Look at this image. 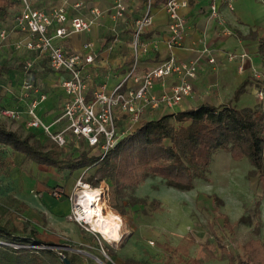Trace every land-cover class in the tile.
I'll use <instances>...</instances> for the list:
<instances>
[{"label":"crops","instance_id":"crops-1","mask_svg":"<svg viewBox=\"0 0 264 264\" xmlns=\"http://www.w3.org/2000/svg\"><path fill=\"white\" fill-rule=\"evenodd\" d=\"M160 1H156L153 11V28L144 34V40L150 44L151 50L141 64L140 75L164 62L169 55L165 44L169 20L163 3ZM188 1V6L181 10V14L187 20L188 31L183 45L175 53L181 61L198 64L199 72L194 80V91L191 96L184 98L174 108L162 106L158 110L145 109L144 120L157 119L163 115L189 110L205 103L215 106L232 105L238 108H252L251 105L244 103L245 96L241 95L236 99L237 90L245 82H248V85L244 94L252 97L255 102L253 108L260 109L264 114V100L261 101L258 98L264 87V53H259L260 39L264 38V1L237 0L234 12L226 7L224 0ZM78 2H83L84 8L74 9V5ZM123 2L127 10L122 18H115L116 11L113 9L112 0H38L32 3L33 8L47 13L65 6L70 18H90L89 11L91 9L102 10L103 16L90 32L77 33L63 40H55L68 55L86 53L88 52L86 45L89 43L94 45L95 62L88 65L85 70L86 75L89 76L86 93L89 101L92 100L94 91L104 83H107L109 90L113 89L124 79L131 65L134 26L136 20L143 15L145 6L142 0H123ZM213 3L217 5L219 18L215 20L210 9ZM22 10L21 3L11 9L3 28L0 29V31L7 30L8 32L6 40L0 39V108L25 112L27 105L20 99V93L23 81L26 78H31L40 92L46 95V100L40 104L38 113L44 122L52 125V130L57 132L65 126L63 121L59 123L57 121L61 118L64 106L68 101V96L62 88V82L68 75L51 70L46 57H38L37 54L25 48H16L19 42L25 43L29 40L27 34L13 30L14 19ZM226 31H229V34ZM205 49L208 50L207 53H204ZM229 54H237L239 57L234 61H229ZM242 55L246 57L241 59ZM211 57L216 60L213 65L208 63ZM29 61L35 62L34 69L25 71L23 66ZM179 83V78L172 76L164 82H158L154 92L157 95L169 92ZM129 85L133 86V83L131 82ZM117 119L121 131H128V129L132 131L137 127H129L128 120L121 114H118ZM8 121L11 122V128L7 127ZM0 123L5 124L4 126L9 130L24 131L27 135L36 134L42 141H49L41 130H32L27 126V116H23L19 121L0 119ZM0 148H4V146L0 145ZM14 157L20 161V164H25L22 166L26 172L33 171V175L37 178L33 184L36 189H31L33 196L29 200L36 206L39 205L41 209L42 207L46 208L47 204L37 203L38 198L35 192L37 189L45 191L54 199L52 192L47 191L45 184L51 181L52 185H58L53 182L58 179L54 176L49 179L46 170L45 172L40 171L37 164L26 160L23 156L15 153ZM79 172H75L72 177ZM65 201L70 208L69 201ZM52 211L60 215L59 218L64 217V220L69 214L61 213L57 207ZM56 220L62 221L58 218ZM72 227L70 232L74 235L72 239L76 245L72 247L71 252L68 251L75 264H107L106 260L98 254L100 250L98 245L94 244V238L89 233L79 231L76 225L73 224ZM84 247L90 248L93 253H88ZM83 254L89 256L88 260L83 259ZM109 257L116 258L113 254L112 257Z\"/></svg>","mask_w":264,"mask_h":264},{"label":"rangeland","instance_id":"rangeland-1","mask_svg":"<svg viewBox=\"0 0 264 264\" xmlns=\"http://www.w3.org/2000/svg\"><path fill=\"white\" fill-rule=\"evenodd\" d=\"M242 95L245 96L244 103L253 108L255 102L252 97L244 93ZM7 123V127L11 128V122ZM17 133L22 137L27 136L24 131ZM89 150L87 144L81 142L69 147L67 153L79 156ZM96 154L98 155L97 152H91V155ZM14 156L15 153L7 147L0 148V222L20 231L26 229L30 232L36 229L38 233L35 239L46 244V246H35L37 249L58 253L68 250L71 252L72 247L76 245L72 239L74 235L70 232L74 224L79 231L89 233L94 238V244H97L100 250L98 254L107 264H123L131 259L142 264H177L176 261H168L160 245L167 243L177 246L185 237H192L195 240L190 249L192 258L202 260L204 264H230L228 258L217 248V239L211 232V226L217 238L222 240L230 252L241 254L239 245L257 238L253 233L254 228L239 225L229 231L224 228V216L235 224L243 215H254L253 209L257 201L261 202L260 211L263 221L259 239L264 241V182L253 174L254 167L247 158L236 159L228 153H218L212 160L208 181L197 180L195 188L191 191L183 192L169 188L161 179L151 178L137 189H127L123 195L117 194L114 185L110 182L104 181L97 188L86 184L83 177L91 175L93 170L88 175L82 170L66 181L65 172L36 165L40 171L48 172L49 179H52L51 176L58 179L53 181L58 185H52L51 181L44 183L47 191L52 192L57 189L64 193L63 198L53 199L45 191L37 189L35 192L37 203L48 205L41 209L39 205L36 206L29 200L33 196L31 189H36L33 184L37 178L33 175V171L26 172L22 166L25 164H20ZM62 181L66 182L59 183ZM86 188L101 193L105 214L122 219V230L118 232L119 244L113 246L107 243L87 224H79L74 219H70L73 217L75 197ZM215 197L224 202L220 211L216 210ZM65 200L69 201L70 208ZM140 201L145 203H137ZM153 201L160 202L162 210L155 211L150 204ZM56 207L61 213H69L67 217L65 216V220L63 216L59 218L60 215L52 211L53 208L56 210ZM57 218L62 221H57ZM84 248L88 253H93L90 248ZM108 250L116 258L111 259ZM72 253L76 254L74 251ZM210 253L214 256L212 257ZM59 254L64 260L65 257ZM88 257L87 254H83V259Z\"/></svg>","mask_w":264,"mask_h":264},{"label":"trees","instance_id":"trees-1","mask_svg":"<svg viewBox=\"0 0 264 264\" xmlns=\"http://www.w3.org/2000/svg\"><path fill=\"white\" fill-rule=\"evenodd\" d=\"M19 3L21 0H0V29L10 10ZM259 53H264V38L260 39ZM247 85L248 82H245L239 87L236 99L245 92ZM0 145L9 147L14 153L25 156L39 166L67 173L65 179L71 178L77 171L84 170L88 175L93 170L91 175L83 177L86 184L97 188L104 181L110 182L120 195L127 189L139 188L151 178L161 179L169 188L191 191L197 180L208 181L212 160L220 152L236 159L247 158L254 167L253 174L264 182V114L260 109L250 107L205 103L157 119L143 120L105 158L91 155V152L95 153L92 149L73 156L67 153V148L50 141L44 142L32 133L22 137L1 123ZM214 201L216 210L220 211L224 202L217 197ZM150 204L155 211L162 210L160 202ZM260 206L261 202L257 201L254 215H243L235 224L224 216L223 225L229 231L239 225L254 228L253 233L258 239L252 238L239 245L241 254L230 252L211 226L217 248L230 264H264V241L259 239L263 226ZM37 233L36 229L20 231L0 222V264H65L59 253L75 264L69 251L58 253L35 248L46 246L35 239ZM194 243L192 237H185L177 246L166 243L160 248L168 261L204 264L202 260L190 256ZM109 256L112 257L110 251ZM124 264L142 263L126 260Z\"/></svg>","mask_w":264,"mask_h":264},{"label":"built area","instance_id":"built-area-1","mask_svg":"<svg viewBox=\"0 0 264 264\" xmlns=\"http://www.w3.org/2000/svg\"><path fill=\"white\" fill-rule=\"evenodd\" d=\"M38 0H21L23 10L14 21L13 30L25 33L29 40L19 42L17 49L26 50L37 54L38 57H46L49 67L55 72L65 73L68 77L63 80L62 88L68 96L61 118L57 121L64 122L65 126L60 131H53L52 125L47 124L38 113L40 104L46 100L31 78H26L22 83L20 99L26 102L27 110H1L0 119L19 121L23 116L28 117L27 126L32 130H41L49 141L61 148H69L78 142H85L99 156L106 155L115 148L121 139L129 132L121 131L117 116H125L129 127L138 126L144 120V110L151 108L158 110L162 106L174 108L184 98L192 95L194 80L197 78L199 66L195 62H185L178 59L175 51L183 45L188 31L187 20L181 14V10L189 4L188 0H161L168 15V27L166 34V48L168 58L161 64L147 70L140 75V68L144 58L151 50L150 44L144 40V34L153 28V11L157 0H142L145 6L143 15L136 20L131 44L132 62L124 79L113 89L109 90L107 83L101 85L92 95V100L87 98L88 79L85 70L88 65L95 62L93 53L94 45H86V53L66 54L63 47L55 40L66 39L73 34L90 32L100 17L102 10L93 8L89 11L90 18H70L65 6L56 8L50 13L33 8L32 3ZM237 0H224L226 7L235 11ZM264 1V0H262ZM115 18H122L127 8L123 0H112ZM84 8L83 2L74 5V9ZM212 17L218 18L217 5H211ZM219 19V18H218ZM229 34V31H226ZM7 30L0 31V39L6 40ZM208 50L205 49L204 53ZM239 56L229 54V61H234ZM242 55L240 58L244 59ZM208 63H216L211 57ZM35 62H26L25 71L34 69ZM176 76L180 83L171 88L169 92L160 95L155 94V86L158 82H164L167 78ZM259 78V77H257ZM133 83L130 86L129 83ZM258 98L264 100V92L260 91ZM79 195V194H78ZM73 204V217L79 224H84L78 218L75 204ZM52 196L61 199L64 193L61 190L52 191ZM86 225V224H85Z\"/></svg>","mask_w":264,"mask_h":264},{"label":"bare ground","instance_id":"bare-ground-1","mask_svg":"<svg viewBox=\"0 0 264 264\" xmlns=\"http://www.w3.org/2000/svg\"><path fill=\"white\" fill-rule=\"evenodd\" d=\"M77 201L75 211L82 223L100 234L107 243L113 246L119 244L118 232L122 230L123 221L105 214L101 193L86 188L79 194Z\"/></svg>","mask_w":264,"mask_h":264},{"label":"water","instance_id":"water-1","mask_svg":"<svg viewBox=\"0 0 264 264\" xmlns=\"http://www.w3.org/2000/svg\"><path fill=\"white\" fill-rule=\"evenodd\" d=\"M63 261H64L65 264H71L68 259H64Z\"/></svg>","mask_w":264,"mask_h":264}]
</instances>
